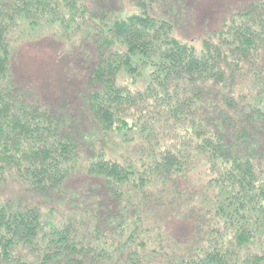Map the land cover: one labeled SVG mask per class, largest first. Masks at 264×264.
<instances>
[{"label":"trees","instance_id":"1","mask_svg":"<svg viewBox=\"0 0 264 264\" xmlns=\"http://www.w3.org/2000/svg\"><path fill=\"white\" fill-rule=\"evenodd\" d=\"M159 1L136 0L130 12L88 0H0V178L14 171L52 197L84 169L111 201L85 196L56 221L0 195V264H264V0L197 40L179 34L177 13L154 9ZM45 25L92 39L82 95L89 137L82 115L50 108L13 78L18 33ZM110 137L142 145L139 158H113ZM197 160L213 190L210 234L192 251H170L161 228L151 236L147 200Z\"/></svg>","mask_w":264,"mask_h":264},{"label":"rangeland","instance_id":"2","mask_svg":"<svg viewBox=\"0 0 264 264\" xmlns=\"http://www.w3.org/2000/svg\"><path fill=\"white\" fill-rule=\"evenodd\" d=\"M88 1L93 6L100 7L120 8L123 5L130 12L136 8V0ZM249 1L251 0H170L168 3L160 0L154 9L163 16L177 13L180 18L179 34L187 39L197 40L200 36L219 29L233 11ZM87 37L81 33L73 40L58 25H45L38 30L25 27L15 40L11 71L18 86L29 90L31 96L50 108L69 117L82 115L84 118L80 117L83 119L79 120L80 127L84 136L89 137L94 128L91 126L92 122L89 124L90 121L87 120L89 113L82 106V95L95 59L91 55L92 39ZM123 80L131 84L128 76ZM165 132L169 135L167 137H173L171 132ZM160 136L166 138L165 135ZM105 140L108 154L120 161L136 160L143 150L142 145L136 142L122 144L111 137ZM13 172L7 171L6 176L0 178L1 197L13 200L20 198L23 204H37L45 219L59 221L74 214L82 204L81 198L85 196L89 203L99 205L103 201L105 207L110 206L111 201L103 189V181L87 174L84 169H76L66 180L63 192L52 197L33 192ZM207 179L205 164L197 160L189 169L187 177H179L177 182L168 187L158 184L150 190L147 200L148 226L153 225L151 236H155V229L161 228L167 250L192 251L196 243L205 242L208 233L210 234V223L214 215L210 205L213 190L208 189ZM150 254L152 255L151 252Z\"/></svg>","mask_w":264,"mask_h":264}]
</instances>
